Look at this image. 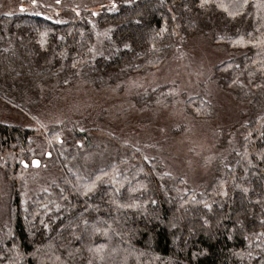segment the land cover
I'll list each match as a JSON object with an SVG mask.
<instances>
[{"label": "trees", "instance_id": "16d2710c", "mask_svg": "<svg viewBox=\"0 0 264 264\" xmlns=\"http://www.w3.org/2000/svg\"><path fill=\"white\" fill-rule=\"evenodd\" d=\"M196 33L231 53L213 77L246 103L211 181L186 188L160 157L101 128L0 121V170L10 187L0 264H264V0L0 11V102L36 122L57 90L146 72L171 56L178 38ZM184 105L196 118L216 109L200 94ZM44 152L39 167L51 164L56 177L28 189L32 160Z\"/></svg>", "mask_w": 264, "mask_h": 264}, {"label": "rangeland", "instance_id": "374dc122", "mask_svg": "<svg viewBox=\"0 0 264 264\" xmlns=\"http://www.w3.org/2000/svg\"><path fill=\"white\" fill-rule=\"evenodd\" d=\"M118 2L120 0H35V3L33 0H0V11L34 12V9L44 8L58 12L63 8L83 7L95 11ZM175 43L171 56L146 72L125 75L121 81L99 87L87 79H77L57 90L48 104L37 109L36 122L0 102V121L38 130L69 120L81 128L93 126L107 130L123 143L141 147L146 155L160 157L167 171L185 180L186 188L199 189L211 181L215 162L225 156L231 146L234 126L246 103L221 89L213 77L215 65L231 56L223 45L214 44L200 33L178 38ZM155 88L159 89L158 94L149 102H136L137 96L146 100L148 92ZM199 94L215 103L212 118H196L186 110L187 97ZM225 130L229 131L228 136ZM42 143L41 137L35 139L34 148L38 153L43 148ZM104 146L109 151L117 150L109 142ZM42 154L32 160L28 189L39 187L37 179L44 184L46 179L56 177L51 164L39 167L42 159L47 160L45 152ZM9 192L8 182L0 170V227L8 220Z\"/></svg>", "mask_w": 264, "mask_h": 264}, {"label": "snow or ice", "instance_id": "6c2138e0", "mask_svg": "<svg viewBox=\"0 0 264 264\" xmlns=\"http://www.w3.org/2000/svg\"><path fill=\"white\" fill-rule=\"evenodd\" d=\"M33 3H35V0H33Z\"/></svg>", "mask_w": 264, "mask_h": 264}]
</instances>
